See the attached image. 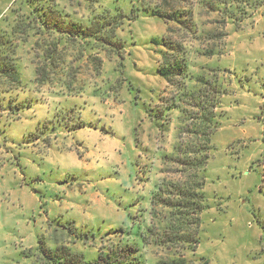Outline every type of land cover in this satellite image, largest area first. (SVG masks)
<instances>
[{"label":"rangeland","instance_id":"rangeland-1","mask_svg":"<svg viewBox=\"0 0 264 264\" xmlns=\"http://www.w3.org/2000/svg\"><path fill=\"white\" fill-rule=\"evenodd\" d=\"M118 1L126 12L157 2ZM115 2L90 0L81 13ZM204 2L169 1L199 38L142 10L118 30V54L69 49V68L50 84L37 83L24 47L25 88L0 94V264H47L41 242L86 261L134 243L142 264H264V0H228L239 20L227 21ZM165 35L185 40L188 73L201 81L171 87L159 76L151 40ZM216 101L209 124L202 116ZM203 155L198 171L178 160ZM158 187L183 205L194 191L200 208L153 204ZM188 233L196 243L180 238Z\"/></svg>","mask_w":264,"mask_h":264},{"label":"trees","instance_id":"trees-1","mask_svg":"<svg viewBox=\"0 0 264 264\" xmlns=\"http://www.w3.org/2000/svg\"><path fill=\"white\" fill-rule=\"evenodd\" d=\"M5 1L0 0V94L25 88L20 74V57L24 47L29 45L33 52L34 74L37 83L40 85L50 84L59 74L69 68V64L66 63V54L69 49L76 50L80 55L83 51L95 49L97 53L118 54L124 47L117 35L118 30L122 29L126 20L136 19L142 10L165 23L168 26L167 31L176 25L191 32L194 40L199 38V31L193 23L191 14L184 16L180 9L170 8V0H157L151 9L135 7L132 4L128 12L124 10L118 0L111 8L96 7L92 4V6H87V10H89L87 14L81 12L83 5L90 0H8L6 8H2ZM204 4H208L212 10L219 11L222 20H239L228 8V0H217L214 3H210L208 0ZM259 4L257 3V5ZM220 5L223 7H219ZM151 42L161 48L157 72L168 86L179 87L182 84L187 87L186 83L193 78L198 81L202 80L188 73V57L184 39L178 40L165 35L159 40L152 39ZM97 53L95 55L88 54L87 59L92 63L93 71L98 74L101 69V59ZM77 58H81V56ZM72 70L70 68V71ZM69 82L65 83V86L71 90L72 85L70 86ZM184 89H180L181 92H184ZM185 94L186 92L179 94L178 101ZM217 102L211 105L210 112H206L202 116L209 124L214 120L212 110L216 108ZM174 106L176 108L178 105L174 104ZM11 108L16 111L19 105L11 106ZM207 140L209 141V137ZM178 160L182 165L194 166V169L196 168L198 171L199 167L202 168L205 165L207 156L203 155L199 159L188 157L187 160L184 158ZM261 176L264 183V168ZM165 190L163 187H158L157 192L152 196L153 204L169 207L176 211L180 206H188L189 213L192 214L200 208L192 202V199L201 197L198 193L194 191L180 193L183 198L191 201L183 205L180 201L171 199V196L164 197ZM185 214H188V211ZM192 222L190 221V223ZM257 222L264 239V218ZM73 229L74 226L71 225L70 231ZM77 237L81 238V234ZM176 238L179 237L171 235L168 237V241ZM180 238L191 244L197 242L189 233L181 235ZM38 252L47 264H130L132 258L136 261L135 264H142L139 247L134 243H123V245L108 249L106 252H100L97 258L92 261L84 260L81 254L71 253L65 246H56L51 249L45 247L42 242L38 246Z\"/></svg>","mask_w":264,"mask_h":264}]
</instances>
